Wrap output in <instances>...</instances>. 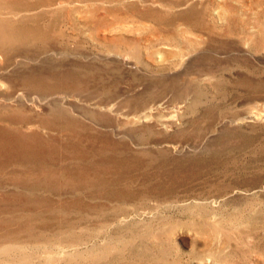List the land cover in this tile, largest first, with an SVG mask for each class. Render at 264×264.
Here are the masks:
<instances>
[{
  "label": "rangeland",
  "instance_id": "obj_1",
  "mask_svg": "<svg viewBox=\"0 0 264 264\" xmlns=\"http://www.w3.org/2000/svg\"><path fill=\"white\" fill-rule=\"evenodd\" d=\"M0 264H264V0H0Z\"/></svg>",
  "mask_w": 264,
  "mask_h": 264
}]
</instances>
